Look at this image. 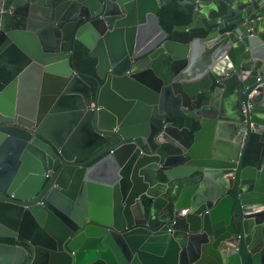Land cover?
Segmentation results:
<instances>
[{
    "label": "water",
    "instance_id": "1",
    "mask_svg": "<svg viewBox=\"0 0 264 264\" xmlns=\"http://www.w3.org/2000/svg\"><path fill=\"white\" fill-rule=\"evenodd\" d=\"M170 2L0 0V264H264V0Z\"/></svg>",
    "mask_w": 264,
    "mask_h": 264
},
{
    "label": "trees",
    "instance_id": "2",
    "mask_svg": "<svg viewBox=\"0 0 264 264\" xmlns=\"http://www.w3.org/2000/svg\"><path fill=\"white\" fill-rule=\"evenodd\" d=\"M181 0H171L169 4L161 7L157 13L159 25L168 34V39L177 42H189L195 37L204 35L202 31H192L185 33H176L173 31L175 26L187 25L191 22L193 14V6L180 5L178 2ZM71 67L78 72L82 79L87 82L93 89L99 83L95 64L96 61L89 58L88 51L79 43L75 44L74 54L70 60ZM174 126L178 128L189 127L190 131L184 137V145L189 146L191 143V134L196 129L195 125L190 120L185 119L181 114H172L168 119ZM175 152L168 145H163V154ZM258 153V146L256 145V137L251 136L249 145L247 147L244 165H251L253 158ZM5 243H12V240H0Z\"/></svg>",
    "mask_w": 264,
    "mask_h": 264
},
{
    "label": "flooded vegetation",
    "instance_id": "3",
    "mask_svg": "<svg viewBox=\"0 0 264 264\" xmlns=\"http://www.w3.org/2000/svg\"><path fill=\"white\" fill-rule=\"evenodd\" d=\"M82 23H84V20L82 21ZM245 156H246V154H245ZM256 156H257V155H256ZM256 156H255V158H253L254 160H253V162H252L251 165H254V164H255ZM244 161H245V159H244ZM245 166H246V165H245ZM247 166H248V165H247ZM195 182H196V181H195ZM162 225H163V224H162ZM0 243L24 246V244H23L22 242H16V243H14V242L12 241V243H5V242H3V241H0Z\"/></svg>",
    "mask_w": 264,
    "mask_h": 264
}]
</instances>
